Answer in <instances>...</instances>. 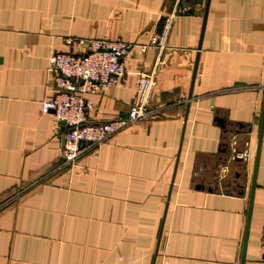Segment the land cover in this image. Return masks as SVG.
I'll use <instances>...</instances> for the list:
<instances>
[{
	"label": "crops",
	"instance_id": "obj_1",
	"mask_svg": "<svg viewBox=\"0 0 264 264\" xmlns=\"http://www.w3.org/2000/svg\"><path fill=\"white\" fill-rule=\"evenodd\" d=\"M67 37L131 45L89 122L127 115L137 72L156 85L148 116L57 168L41 103ZM263 106L264 0H0V264H240ZM244 259L264 264V118Z\"/></svg>",
	"mask_w": 264,
	"mask_h": 264
},
{
	"label": "built area",
	"instance_id": "obj_2",
	"mask_svg": "<svg viewBox=\"0 0 264 264\" xmlns=\"http://www.w3.org/2000/svg\"><path fill=\"white\" fill-rule=\"evenodd\" d=\"M171 16L166 17L163 29L152 36L147 44L139 46L145 52L149 46L159 51L164 42ZM67 46H75L78 52H56L49 56L48 67L55 75L56 94L41 103L43 114L52 113L58 122L70 127L61 135L60 162L63 167L72 164L81 155L96 145L106 141L114 133L124 129L134 121L148 116L147 106L156 85L154 70L136 73V97L130 104L125 117L93 124L88 120V111L93 101L88 95L104 91L126 73L124 59L131 45L120 39H88L67 37ZM245 158L243 153L239 155Z\"/></svg>",
	"mask_w": 264,
	"mask_h": 264
},
{
	"label": "water",
	"instance_id": "obj_3",
	"mask_svg": "<svg viewBox=\"0 0 264 264\" xmlns=\"http://www.w3.org/2000/svg\"><path fill=\"white\" fill-rule=\"evenodd\" d=\"M207 5H208V2L206 3V6H205V13H204L202 30H203V27H204V20H205L206 11H207ZM196 63H197V58H196V62H195L194 69H193L192 82L194 80V76H195V73H196ZM190 96H191V91L189 92V98H190ZM263 118H264V106H263L262 117H261V124H260V131H259V140H258V145H257V149H256V156H255V163H254L253 176H252V182H251V190H250V198H249L248 218H247V223H246V230H245V235H244V242H243V247H242V256H241V263L240 264H244V261H245V259H244V251H245L247 231H248V220H249V217H250V212H251V207H252V199H253V191H254V187H255V174H256V168H257V162H258V156H259L260 138H261V132H262V128H263ZM61 125L63 127V131H66V130L70 129V127L65 125L64 122H61ZM62 142H63V136H61V143Z\"/></svg>",
	"mask_w": 264,
	"mask_h": 264
}]
</instances>
